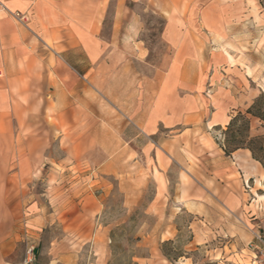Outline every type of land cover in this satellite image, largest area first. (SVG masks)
I'll list each match as a JSON object with an SVG mask.
<instances>
[{"label":"rangeland","instance_id":"374dc122","mask_svg":"<svg viewBox=\"0 0 264 264\" xmlns=\"http://www.w3.org/2000/svg\"><path fill=\"white\" fill-rule=\"evenodd\" d=\"M263 11L137 4L127 41L71 55L70 101L40 90L0 115V264H250L243 248L264 264V166L220 143L240 111L264 135L247 114L264 101Z\"/></svg>","mask_w":264,"mask_h":264},{"label":"crops","instance_id":"0c3cea01","mask_svg":"<svg viewBox=\"0 0 264 264\" xmlns=\"http://www.w3.org/2000/svg\"><path fill=\"white\" fill-rule=\"evenodd\" d=\"M4 1L9 9L26 13L29 20L22 23L0 12V115L13 112L16 101H39L40 90L49 91L52 101H70L69 94L80 86L76 70L67 62L71 55L81 53L98 61L107 48L105 43L127 41L129 30L122 28L134 24L137 4L173 11L195 0ZM112 8V28L106 33ZM243 252L240 259L245 263H260L248 248Z\"/></svg>","mask_w":264,"mask_h":264},{"label":"trees","instance_id":"16d2710c","mask_svg":"<svg viewBox=\"0 0 264 264\" xmlns=\"http://www.w3.org/2000/svg\"><path fill=\"white\" fill-rule=\"evenodd\" d=\"M262 9H264V0H258ZM264 12V11H263ZM260 110V111H259ZM264 101H254L252 106L247 110V114L258 118L264 122ZM251 118L243 112H238L227 126L224 132V140L221 146L227 154L239 149H248L253 158L264 166V135L251 137ZM164 254L170 258V255L164 251Z\"/></svg>","mask_w":264,"mask_h":264},{"label":"built area","instance_id":"2783aa9c","mask_svg":"<svg viewBox=\"0 0 264 264\" xmlns=\"http://www.w3.org/2000/svg\"><path fill=\"white\" fill-rule=\"evenodd\" d=\"M0 12L5 13L7 16H12L22 23H26L29 20L26 13L9 9L4 0H0Z\"/></svg>","mask_w":264,"mask_h":264},{"label":"bare ground","instance_id":"6f19581e","mask_svg":"<svg viewBox=\"0 0 264 264\" xmlns=\"http://www.w3.org/2000/svg\"><path fill=\"white\" fill-rule=\"evenodd\" d=\"M261 184H262V181H261Z\"/></svg>","mask_w":264,"mask_h":264}]
</instances>
